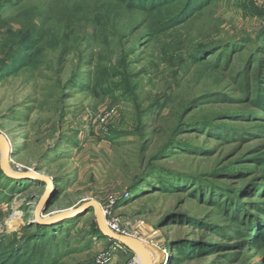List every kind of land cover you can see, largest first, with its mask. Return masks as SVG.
I'll return each instance as SVG.
<instances>
[{
    "label": "rangeland",
    "instance_id": "1",
    "mask_svg": "<svg viewBox=\"0 0 264 264\" xmlns=\"http://www.w3.org/2000/svg\"><path fill=\"white\" fill-rule=\"evenodd\" d=\"M11 2L0 13L13 31L19 5L28 7L29 23L50 28L39 69L0 74L8 167L35 173H5L0 144V243L30 234L34 229L26 228L38 218L97 201L111 225L142 244V261L133 248L102 234L94 206L52 223L50 236L22 244L38 245L39 254L46 251L41 263L52 264H264V239L249 233L263 224L264 108L236 82L247 78L255 86L258 64L251 57L262 56L256 45L264 40V0L197 4L176 23L181 28L158 37L138 28L151 14H121L114 0ZM76 9L84 29L79 36L68 26L75 25L69 19ZM122 53L125 73L139 81L138 103L121 96L122 87L112 96L82 88L124 81L116 76ZM168 99L174 107L191 102L190 123L155 161L171 175L149 174L173 125ZM16 211L21 217L11 223Z\"/></svg>",
    "mask_w": 264,
    "mask_h": 264
},
{
    "label": "trees",
    "instance_id": "2",
    "mask_svg": "<svg viewBox=\"0 0 264 264\" xmlns=\"http://www.w3.org/2000/svg\"><path fill=\"white\" fill-rule=\"evenodd\" d=\"M99 1V0H98ZM115 1V10L121 14H127L135 9L142 11L143 13L153 16V19L145 21L140 27L144 28L148 36L152 35L155 37L160 36L162 32L168 30H177L181 27H176V23L180 21H185L187 17H184L185 13L188 10H191V14L198 8L196 5L200 4L203 8L210 6L214 0H114ZM14 2L11 0H0V9L9 7ZM17 3V2H16ZM15 3V4H16ZM67 10H62L61 13H66ZM71 17L69 20L75 21V25H70L72 30L79 36L83 32V27L81 25L82 18L80 17V11L78 9L71 12ZM28 7L19 5V11L16 16L18 21V28L13 31L12 28L14 25L9 24L4 20L2 14L0 13V30L4 27L5 33L0 34V53L4 54V57L0 59V74L7 72L27 70L34 71L40 68V66L46 62L45 58L41 57V51L43 46V40L46 32L49 30V26L46 22L40 23V26L36 22L29 23L28 21ZM105 16L104 14L101 16ZM188 16V15H186ZM101 24L106 26V20L100 19ZM45 23V24H44ZM185 24H183L184 26ZM264 34V28L260 30ZM256 50L258 54L262 56L260 59H255V56L251 57L252 61H256L258 64V70H256V79H254L255 86L252 85L250 79H243L239 77L236 82L240 85H244L247 88V92H251L252 96H255L256 103L262 108H264V40L256 45ZM192 60H198L199 57L191 56ZM125 56L122 53L119 63V72L116 76L124 77V81H120L118 84L112 86L103 87L107 81H95L94 87L91 85L82 86L83 89L93 90L95 94H105L112 96L117 90L120 89L121 96H129L133 98L135 102L138 103L139 95L137 90L139 89V81H132L129 74L125 73ZM253 62V63H254ZM130 63V62H128ZM249 81L248 84H246ZM99 86H102L99 90ZM253 93V94H252ZM167 103H172L171 100H166ZM186 101L182 100L179 103L178 107H174L173 103L170 104V116L173 117V122L171 121V129L168 133L166 140L160 145L158 153L156 152L149 163V174L159 172L161 174L171 175L170 172L162 173L160 170L162 168L156 166V159L165 152L171 144L175 135H184L187 133L188 125L190 122H186L188 118L189 111L191 110L190 104H185ZM142 136H144L142 134ZM183 144L182 141L178 140L176 145ZM175 145V144H173ZM175 147V146H174ZM143 180V179H142ZM164 181H158L159 185H162ZM153 185V184H152ZM166 191H171L173 188L169 187L168 189H163ZM178 191V190H177ZM261 214L258 218L263 223L261 225H253L249 233L252 232L254 235L252 238L256 240L264 239V209H259ZM51 224H41L39 222L30 223L27 226L28 229H34L28 235H23L21 239L12 238L8 239L2 238L0 243V264H52L51 261H46L41 263L44 259L45 252L43 254L38 253V245L30 244L23 245V241L27 238L36 239L38 236L42 239L44 234L49 235V227ZM55 231V230H52ZM103 234V232H102ZM45 235V236H46ZM104 235V234H103ZM32 236V237H31ZM105 236V235H104ZM115 242L111 240V242ZM218 246L224 248L229 247L227 243L220 242ZM180 254V253H179ZM179 259H183V254L177 256Z\"/></svg>",
    "mask_w": 264,
    "mask_h": 264
},
{
    "label": "water",
    "instance_id": "3",
    "mask_svg": "<svg viewBox=\"0 0 264 264\" xmlns=\"http://www.w3.org/2000/svg\"><path fill=\"white\" fill-rule=\"evenodd\" d=\"M0 144H1V147L3 150L2 168L5 171V173H7L9 176L16 177V178L31 177L29 174L30 171H27V172H17L16 171V172H14V171L10 170V168L8 167V163H7V160H8L7 151L4 149V144H3V140H1V136H0ZM37 177H38V179L39 178L40 179L41 178L46 179L45 176L39 175V174L37 175ZM49 181L51 183V180H49ZM92 206H94L97 209L99 227H100V230L103 232V234L106 237H108L110 240H114V241H117L120 243H124L127 246H129L130 248L134 249V247H135L134 241L137 239L133 236H127L125 234H118V233L113 232L108 225L106 216L102 210V205L100 203H98L97 201H93L91 203L85 204L79 208H70L68 210L59 212L57 215H55L51 218H48L46 220H41L38 218V221L40 223H44V224H51V223H54V222L59 221L61 219H65L68 217L75 216L82 211H85V210L87 211L89 209V207H92ZM40 211H41V207L38 208V213H40Z\"/></svg>",
    "mask_w": 264,
    "mask_h": 264
},
{
    "label": "bare ground",
    "instance_id": "4",
    "mask_svg": "<svg viewBox=\"0 0 264 264\" xmlns=\"http://www.w3.org/2000/svg\"><path fill=\"white\" fill-rule=\"evenodd\" d=\"M4 146H5L4 149H7V148L10 147L9 144H8V141L4 142ZM29 174L32 176V178L35 176V175H34L35 173L30 172ZM37 175H38V174H36V177H37ZM20 217H21L20 213H19L18 211H16L15 214H14V216L10 218V222L13 223L14 221L17 220V218H20ZM127 236H131V235H127ZM134 242H135V247H134V249H135V251L138 253L139 258H140L141 261H142L143 256L146 257V254H145V252H144V249L141 248V251H142V253H141V252L139 251V249L137 248L138 246L141 247V246H140L141 243H139L138 240H135ZM141 245H142V244H141ZM147 258H148V255H147ZM148 261H149V258H148Z\"/></svg>",
    "mask_w": 264,
    "mask_h": 264
},
{
    "label": "built area",
    "instance_id": "5",
    "mask_svg": "<svg viewBox=\"0 0 264 264\" xmlns=\"http://www.w3.org/2000/svg\"><path fill=\"white\" fill-rule=\"evenodd\" d=\"M113 108H111V110H112ZM102 210H103V207H102ZM104 212V214H105V216H106V213H105V211H103ZM107 219V218H106ZM108 222V221H107ZM108 225H109V227H110V229L113 231V232H115L114 230V228H116V230H118L117 232H115V233H118V234H125V235H131V234H128V233H124V232H119L120 230L119 229H117V226L116 225H111L109 222H108Z\"/></svg>",
    "mask_w": 264,
    "mask_h": 264
}]
</instances>
